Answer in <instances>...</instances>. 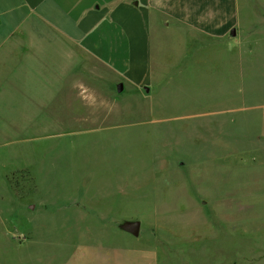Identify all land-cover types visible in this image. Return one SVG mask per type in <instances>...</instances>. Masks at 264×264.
Here are the masks:
<instances>
[{
	"label": "rangeland",
	"instance_id": "1",
	"mask_svg": "<svg viewBox=\"0 0 264 264\" xmlns=\"http://www.w3.org/2000/svg\"><path fill=\"white\" fill-rule=\"evenodd\" d=\"M239 1L226 40L164 35L113 116L0 128V264H264V0Z\"/></svg>",
	"mask_w": 264,
	"mask_h": 264
},
{
	"label": "crops",
	"instance_id": "2",
	"mask_svg": "<svg viewBox=\"0 0 264 264\" xmlns=\"http://www.w3.org/2000/svg\"><path fill=\"white\" fill-rule=\"evenodd\" d=\"M240 23L239 0H0V128L111 117L114 83L140 93L166 67L164 35L226 40Z\"/></svg>",
	"mask_w": 264,
	"mask_h": 264
},
{
	"label": "water",
	"instance_id": "3",
	"mask_svg": "<svg viewBox=\"0 0 264 264\" xmlns=\"http://www.w3.org/2000/svg\"><path fill=\"white\" fill-rule=\"evenodd\" d=\"M235 34V28H232L230 31V35ZM120 87H118L117 90H119ZM120 227L122 230L132 234L133 236H138L140 233V227L141 223L139 220H124L120 223Z\"/></svg>",
	"mask_w": 264,
	"mask_h": 264
}]
</instances>
